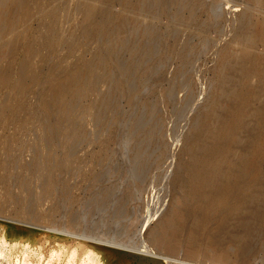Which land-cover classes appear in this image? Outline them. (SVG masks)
<instances>
[{"label":"rangeland","instance_id":"1","mask_svg":"<svg viewBox=\"0 0 264 264\" xmlns=\"http://www.w3.org/2000/svg\"><path fill=\"white\" fill-rule=\"evenodd\" d=\"M47 1L39 0L40 7L38 12L34 11L36 18L31 23L30 30L38 43L40 39L41 43L43 41L47 22L40 23L36 19L43 17ZM67 1L69 8L59 13L54 28L61 34L70 31L74 46L71 53L63 47L51 56L46 48H39L33 60V71L43 79L55 64H60L61 68L92 64L97 53L106 50L110 43L104 36H83L81 0ZM156 1L159 6L154 15L138 17L133 11L125 10L124 5L133 0H115L109 7L94 4L98 10L97 24L89 30L103 29L102 11L108 12L112 21L124 15L126 48L105 54V70H99L94 77L95 92L74 109L85 138L79 140L82 143L76 141L73 145L70 161L65 162L67 169L53 171V186L49 192L44 191L41 177L46 168L41 174L30 169L36 157L41 163L46 160L57 163L64 158L61 149H53L47 141L40 140L48 134L46 124L55 122L52 117L44 118L40 105L46 84L26 87L25 108L18 112L15 123H10L7 118L13 119L12 116L1 110L3 104L9 107L17 104L15 94L11 87H0V217L68 233L64 238L41 242L37 252L18 246L11 249L8 243L3 244L0 228V251L6 254L9 264L17 260L19 252L24 253L25 260L31 264L46 261L49 264H99L102 257L89 253L91 243L98 240L130 248L140 247L144 240L147 250L167 257L169 264H264V225L253 229L255 221H251L254 226L250 222L254 230L251 236H254L251 240L247 236L243 241L246 246L250 245L251 253L246 261L238 259L240 256L234 252L235 256L229 257L225 248L222 252L221 247L211 242L209 246L205 244L190 251L183 245L167 247V234L155 244L146 236L147 231L157 232L161 219L182 202L176 173L188 160L184 147L195 119L218 89L215 70L221 50L232 46L244 16L254 21L264 18V9L249 0H200V6L191 11L192 16L187 9L177 6L178 0ZM134 18L138 25L154 27L159 38L152 42L151 53L133 76L125 81L126 92H120L117 82L125 80L124 69L132 61L127 49L144 40L139 26L133 24ZM257 46L256 50L263 52L264 46ZM233 47L237 50L236 45ZM24 58L19 49L9 73L12 84L18 82V71L26 62ZM0 65L4 68L7 63L3 61ZM102 95H108L115 108L107 111L99 122L95 119V107ZM88 105H93L94 109L85 111ZM19 179L29 181V191L21 188ZM52 249H57L58 253L52 255ZM72 255L74 257L68 260ZM225 259L229 262H224Z\"/></svg>","mask_w":264,"mask_h":264},{"label":"bare ground","instance_id":"2","mask_svg":"<svg viewBox=\"0 0 264 264\" xmlns=\"http://www.w3.org/2000/svg\"><path fill=\"white\" fill-rule=\"evenodd\" d=\"M114 1L81 0L79 2L83 12L82 35L107 37L110 43L106 50H100L93 63L89 65L61 68L60 64H55L50 67V73L43 79L33 71V60L37 57L39 48H46L51 56L63 47H67V52L71 53L74 46L70 31L61 34L54 28L59 13L62 10L67 12L68 1H47L46 10L42 13L43 17L36 19L40 23L47 22V31L42 35L43 41L41 43L40 39L38 43L33 37L34 32L30 29L31 23L36 18L34 11L40 7L39 0H0V63L3 61L7 63L4 68L0 65V87H11L17 101L14 107L3 104L1 110L4 114L9 113L12 116L13 119L7 118L10 123H15L18 112L25 108L23 100L26 87H44L46 84L45 91H42L43 94L41 92L40 105L44 118L47 120L52 117L55 122L46 124L44 128L48 134L40 140L42 142L45 140L51 148L61 149L64 152V158L57 163H51L52 160L41 163L36 157L30 166L32 172L39 174L43 168L47 169V171L44 169V175L41 174L45 192H49L53 186V171L67 169L65 162L70 161L73 145L84 137L81 125L74 115V109L79 107L80 102L89 94L95 92L94 77L98 75L99 70H105V54L125 47L127 21L124 15L112 21L108 12L102 11L100 22L103 29L98 31L99 29L96 28L97 31L94 32L89 30L97 24L95 19L98 17V10L94 4L102 3L109 7ZM167 1L164 3L165 6ZM200 2V0H178L176 4L180 9H187L192 16L194 12L191 11L198 8ZM249 2L261 6L259 9H264V0H249ZM124 6L125 10L133 11L137 17L141 14L154 15L159 1L133 0L132 3H126ZM133 24L139 26L138 31L143 35L144 40L127 49L132 55V61L124 69L125 80L117 82L120 92H126L125 81L133 76L144 58L151 53L152 42L159 38L154 27L138 25L137 18H134ZM240 26L238 34L234 35L232 46L221 50L218 69L215 70L218 89L199 117L195 119L191 136L186 138L184 153L188 160L181 165L175 180L176 185L181 189L182 202L180 206L172 209L166 218L161 219L157 232L147 231L148 227H145L147 229L145 231L148 232L146 236L153 243H158L165 234L168 235L167 247L183 245L191 251L205 244L209 246L211 242L216 244L215 247H221L222 252L227 251L229 257L234 252L241 257L237 256L238 259L246 261L251 253L250 245L246 246L243 241L248 239L247 236H250L249 240L254 236H251L254 223L257 226L255 225L253 229L264 225V50L263 52L256 50L257 45L264 46V18L254 21L250 16H244ZM233 45H236L237 50H234ZM19 49L26 62L20 66L18 82L12 84L9 73ZM112 103L113 100L108 95L99 97L95 107L97 121L101 122L105 113L115 108V104ZM92 109H94L93 105L85 107V111ZM20 186L24 191H29L30 185L27 179L20 180ZM252 205L253 208L256 206L255 210L251 208ZM237 212L238 214H235ZM250 222L253 226H250ZM0 228L3 231V244L8 243L11 249L18 246L38 252L41 242L50 238L61 239L68 236V233L65 235L61 231L2 217H0ZM101 242L99 240L90 242L89 247V253L94 252L102 257V263L98 262L99 264H169L170 261L167 257L147 250L143 244L144 240L137 248ZM57 253V249H52V255ZM5 255L0 251V262L9 264ZM228 256L225 258L228 259ZM73 257L74 255L67 259ZM225 261L229 262L226 259ZM13 264L31 263L25 260L24 253L19 252V257ZM45 264H49V261Z\"/></svg>","mask_w":264,"mask_h":264}]
</instances>
